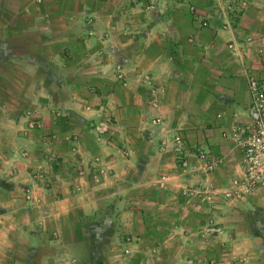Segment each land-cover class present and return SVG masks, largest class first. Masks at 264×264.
I'll use <instances>...</instances> for the list:
<instances>
[{
    "label": "crops",
    "instance_id": "obj_1",
    "mask_svg": "<svg viewBox=\"0 0 264 264\" xmlns=\"http://www.w3.org/2000/svg\"><path fill=\"white\" fill-rule=\"evenodd\" d=\"M251 77L264 0H0V264H264Z\"/></svg>",
    "mask_w": 264,
    "mask_h": 264
},
{
    "label": "built area",
    "instance_id": "obj_2",
    "mask_svg": "<svg viewBox=\"0 0 264 264\" xmlns=\"http://www.w3.org/2000/svg\"><path fill=\"white\" fill-rule=\"evenodd\" d=\"M249 91L251 108L256 115V119L247 140L243 144V176L235 178L232 182L233 188L226 192L228 197L234 199H245L258 187L264 185V86L257 78L251 77L249 79ZM30 126H35L34 121L30 122ZM106 130L107 128H103L102 132ZM174 139L177 146L176 150L181 155V166L187 171L195 170V165L190 164L187 157L182 155L183 138L178 135ZM201 157L203 160L206 159L202 155Z\"/></svg>",
    "mask_w": 264,
    "mask_h": 264
},
{
    "label": "rangeland",
    "instance_id": "obj_3",
    "mask_svg": "<svg viewBox=\"0 0 264 264\" xmlns=\"http://www.w3.org/2000/svg\"><path fill=\"white\" fill-rule=\"evenodd\" d=\"M36 1V0H35ZM43 0H41V1H38L39 3L40 2H42ZM37 2V1H36ZM193 6L191 5L190 6V8H192ZM193 9H194V7H193ZM193 9H190V10H192L193 11ZM196 10V9H195ZM114 28L113 27H111L110 28V30H107V31H103V32H101V38H103L102 40H104L105 38L106 39H109L112 35H111V33H112V31L111 30H113ZM98 32V31H97ZM100 37V36H99ZM117 68V73H118V75L121 77V78H126V74H125V72H122V69H121V67L120 66H118V67H116ZM126 81V80H125ZM30 115V114H29ZM32 116V115H31ZM32 121H34V119H32V120H30V122H32ZM96 126H98V125H96ZM30 128H32L31 126H29ZM35 127V126H34Z\"/></svg>",
    "mask_w": 264,
    "mask_h": 264
}]
</instances>
